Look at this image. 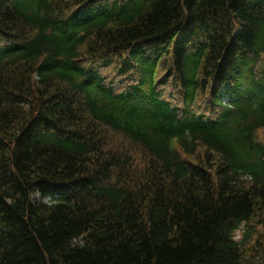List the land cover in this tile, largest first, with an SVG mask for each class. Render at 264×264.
Returning a JSON list of instances; mask_svg holds the SVG:
<instances>
[{
	"label": "trees",
	"instance_id": "1",
	"mask_svg": "<svg viewBox=\"0 0 264 264\" xmlns=\"http://www.w3.org/2000/svg\"><path fill=\"white\" fill-rule=\"evenodd\" d=\"M263 127L264 0H0V264H264Z\"/></svg>",
	"mask_w": 264,
	"mask_h": 264
},
{
	"label": "rangeland",
	"instance_id": "2",
	"mask_svg": "<svg viewBox=\"0 0 264 264\" xmlns=\"http://www.w3.org/2000/svg\"><path fill=\"white\" fill-rule=\"evenodd\" d=\"M260 137H261L262 140H264V129L263 130L261 129V131H260ZM240 234H241V232L238 231L237 232V236H239Z\"/></svg>",
	"mask_w": 264,
	"mask_h": 264
}]
</instances>
